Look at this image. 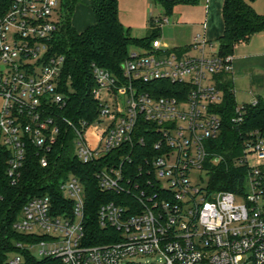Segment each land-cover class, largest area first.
Here are the masks:
<instances>
[{
    "label": "built area",
    "instance_id": "built-area-1",
    "mask_svg": "<svg viewBox=\"0 0 264 264\" xmlns=\"http://www.w3.org/2000/svg\"><path fill=\"white\" fill-rule=\"evenodd\" d=\"M59 9L60 0H13L0 18V155L6 157L10 182L21 178L30 148L47 166L52 146L68 129L82 162L101 163L111 152L148 142L152 151L136 177L128 173L130 155L96 173L101 191L120 196L97 209L99 225L113 230L112 241L87 244L85 189L71 174L60 182L71 210L57 212L48 195L30 199L14 226L39 239L17 246L34 255L37 247L42 258L64 264H264V137L244 144L239 164L248 172L242 191L208 186L212 165L220 160L208 150L222 129L216 76L232 72L233 56L218 55L214 42L197 34L187 46L171 47L155 38L148 47L130 49L121 75L95 66L100 112L92 145L93 123L59 117L62 128L56 114L65 104L59 83L65 55L54 49ZM166 22V17L157 21ZM157 80L176 84V94L143 89ZM241 110L237 106L234 122L242 120ZM130 194L135 200L125 203L122 196ZM23 262L21 254L9 259V264Z\"/></svg>",
    "mask_w": 264,
    "mask_h": 264
},
{
    "label": "trees",
    "instance_id": "trees-1",
    "mask_svg": "<svg viewBox=\"0 0 264 264\" xmlns=\"http://www.w3.org/2000/svg\"><path fill=\"white\" fill-rule=\"evenodd\" d=\"M80 0H60L59 12L62 20L56 34L54 49L65 55L63 73L59 83L65 93V104L58 107L59 123L65 127L59 117H65L79 124L99 119V102L94 97L97 86L94 67H102L115 75H121V64L133 47H148L151 41L160 35V27L155 18L143 38L131 36L120 20L119 0H89L95 20L83 30H76L70 21L71 13ZM164 8V13H172L180 4H197L200 0H153ZM255 0H223L222 15L224 32L217 39L218 55L226 57L234 53L235 47L261 31H264V13L253 6ZM13 0H0V18L12 5ZM133 46V47H132ZM132 47V48H131ZM231 73V72H230ZM228 72L216 76L217 85L222 91L223 100L216 110L222 117L220 134L209 143L212 158L220 160L212 166L209 173L210 191H242L248 168L239 164L243 157L244 144L254 136L264 137V98L258 97L251 103L239 105L236 101L231 82L225 80ZM69 84V85H68ZM177 85L167 80H157L143 86L154 95L176 94ZM237 106L242 107V120L234 122ZM151 143H145L134 150L111 152L107 158L95 162H82L74 154L73 132L62 133L61 138L51 149L49 163L42 166L35 148L27 153L22 175L16 184H12L6 173L7 161L0 155V264H9L14 254H21L23 264H64L60 258H37L29 249L20 248L17 243L33 242V234L23 233L15 228V223L23 212L24 205L35 197L48 195L54 209L61 212L71 210L72 204L60 189V182L77 176L85 189L86 235L87 244H99L112 241L109 233L113 230L102 228L97 222V209L103 202L119 200L118 194L101 191L96 173L101 165L119 163L122 157L130 155L128 173L136 177V169L152 150ZM212 161H214L212 159ZM209 162V161H208ZM213 163V162H212ZM125 203L134 201L132 195H123ZM68 200V201H67Z\"/></svg>",
    "mask_w": 264,
    "mask_h": 264
},
{
    "label": "crops",
    "instance_id": "crops-1",
    "mask_svg": "<svg viewBox=\"0 0 264 264\" xmlns=\"http://www.w3.org/2000/svg\"><path fill=\"white\" fill-rule=\"evenodd\" d=\"M126 1L129 2V0ZM151 3L149 0L141 1L143 7L142 22L148 27L147 31L151 26L150 22L152 18L158 21L166 17L162 16L164 15L163 7V13L155 16L154 12H152V9H155V7H152ZM222 7L223 0H200L197 4H180L175 6L172 12L174 16L173 24L176 25L177 38L180 42L171 47L187 46L197 34L203 35L210 41L217 40L223 34L225 28ZM186 8L196 10L195 14L197 16L184 18L183 12ZM119 14L120 20H122L120 10ZM170 25L169 19L168 22L158 25L160 27V35L163 28ZM160 35L158 37L159 39L161 37ZM254 78L258 81L255 82ZM225 80L231 82L236 101L237 97L238 99L240 97L245 99L242 100V103L254 102L258 97L264 98L262 92V88H264V31L254 34L250 40L240 43L235 47L233 53V70L226 75Z\"/></svg>",
    "mask_w": 264,
    "mask_h": 264
},
{
    "label": "rangeland",
    "instance_id": "rangeland-1",
    "mask_svg": "<svg viewBox=\"0 0 264 264\" xmlns=\"http://www.w3.org/2000/svg\"><path fill=\"white\" fill-rule=\"evenodd\" d=\"M142 0H134L131 2V0L126 1V0H120L119 2V10L121 13V21L125 27L126 31H129L131 36L136 37V38H143L146 36L147 34V28L143 22H142V15H143V7L141 4ZM149 2H152L151 6L155 7V9H152V12H154L155 16H159L161 13H163V8L160 4L155 3L153 0H149ZM254 8L256 9L257 12L259 13H264V0H255L254 1ZM187 9V8H186ZM184 10L183 12V17H196L197 15L195 14L196 7H194V9L192 10V8H188L187 10ZM163 17L166 16L169 20L171 25L170 26H165L162 30L161 33V37L160 40L163 43L168 44L169 46H174L176 44H178L180 42V40L177 38V32H176V25L173 24V19L174 16L172 15V13L169 14H165L162 15ZM95 20V16L92 10V7L89 3V0H80L74 7L71 16H70V21L72 26L76 29V30H80L82 28H85L87 25L93 23ZM214 49H218V42L217 40H214ZM133 47V46H132ZM131 47V48H132ZM134 48V47H133ZM254 81L257 82L258 80ZM69 85V84H68ZM261 92V91H260ZM262 92L264 95V88H262ZM108 100L112 99L111 95H108L106 97ZM245 99H242V97H240L238 99L237 97V102L239 105H242L243 101ZM1 102V101H0ZM97 124L94 122L90 128V131L88 132V136H89V141L92 145H95V142L98 140V137L95 133V126ZM69 176H71V174H69ZM203 178L204 180L201 182L202 184H206L207 183V177L205 174H203ZM243 200L242 199H238L237 203H241ZM37 234H43L45 232V230L43 229H37L36 230ZM35 256L39 259H41L42 257L39 256L38 253V248H34L33 249ZM143 260V259H142Z\"/></svg>",
    "mask_w": 264,
    "mask_h": 264
}]
</instances>
